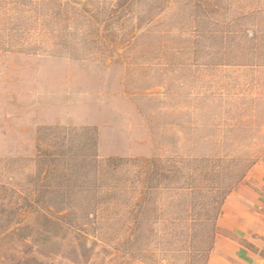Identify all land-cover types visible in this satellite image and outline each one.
Here are the masks:
<instances>
[{"label": "rangeland", "instance_id": "obj_1", "mask_svg": "<svg viewBox=\"0 0 264 264\" xmlns=\"http://www.w3.org/2000/svg\"><path fill=\"white\" fill-rule=\"evenodd\" d=\"M100 1L0 0V264H208L226 231L220 223L215 236L204 230L195 247L202 258L193 259L189 231L175 216L136 258L118 241L7 238L32 222L16 189L34 172L42 127L96 128L103 160L222 158L249 166L247 178L264 165V63H243L237 39L221 38L257 34L264 62V0L225 2L231 13L214 23L243 17L259 26L200 24L218 35L199 49L195 0L143 1L127 31L103 34L102 16H91L115 0Z\"/></svg>", "mask_w": 264, "mask_h": 264}, {"label": "trees", "instance_id": "obj_2", "mask_svg": "<svg viewBox=\"0 0 264 264\" xmlns=\"http://www.w3.org/2000/svg\"><path fill=\"white\" fill-rule=\"evenodd\" d=\"M143 1L146 0H115L109 9L92 14L91 18L96 20L102 16L104 28L100 34L104 31L124 33ZM150 1L154 7L165 0ZM227 1L195 0V13L200 12L195 20L198 25L196 48L206 47L205 39L218 35L203 30L200 24H210L213 28L259 26L247 23L243 17L214 23V18L231 13L232 8L224 4ZM99 7L95 10L98 13L101 12ZM231 34L224 32L221 38L237 39L240 54L237 57L243 63H264L256 57L262 49L257 34ZM36 139L34 172L16 189L17 206L31 215L32 222L15 227L7 238L17 236L20 240L45 243L69 235L78 241L89 238L104 243L118 241L119 250L134 258L143 247L153 243L157 225L161 223L168 229L174 223V216L189 231L193 259L202 258L195 248L201 242L199 235L204 230L212 236L218 234L224 201L249 170V166L236 167V161L222 158L116 157L103 160L99 154L97 129L88 126L42 127ZM208 250L203 254L210 252Z\"/></svg>", "mask_w": 264, "mask_h": 264}, {"label": "crops", "instance_id": "obj_3", "mask_svg": "<svg viewBox=\"0 0 264 264\" xmlns=\"http://www.w3.org/2000/svg\"><path fill=\"white\" fill-rule=\"evenodd\" d=\"M220 226L208 264H264V165L224 201Z\"/></svg>", "mask_w": 264, "mask_h": 264}]
</instances>
